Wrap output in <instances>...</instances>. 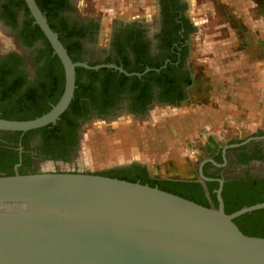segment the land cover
<instances>
[{
  "label": "flooded vegetation",
  "instance_id": "flooded-vegetation-1",
  "mask_svg": "<svg viewBox=\"0 0 264 264\" xmlns=\"http://www.w3.org/2000/svg\"><path fill=\"white\" fill-rule=\"evenodd\" d=\"M77 2L56 0L54 7V19L68 32V43L74 44L72 55L78 54L79 60L88 63H103L109 57L107 63L126 70L124 64L141 74H131L138 77L132 79L124 77L131 75L111 67H107L111 71L92 76L83 71L80 82L91 95L80 97L73 109L65 113L64 121L59 122V116L42 129L0 130V175L44 170L85 171L77 166L76 157L86 122L114 120L123 115L142 119L154 107L193 105L199 108L202 105L199 97L205 78L202 75L197 80L195 65L203 64L194 37L196 26L187 16V0H150L151 7H144L142 12L134 9L136 15L130 18H114L105 32L101 29V17L82 12ZM24 3L21 0H0V28L6 34V41L0 40L2 118L17 115L3 116V105L51 106L58 90L64 87V73L62 76L54 71L53 64L38 70L46 59L45 55L37 59L44 39L35 35L33 21L30 25L26 22L31 15H26ZM105 76L110 80L106 90L102 91L100 81ZM28 91L35 93L34 101ZM194 95L197 98L192 97ZM260 120L245 134L223 138L205 136L200 147L195 149L198 158L192 166L193 176L159 175L150 171L147 163L138 160L91 172L131 179L163 190L167 189L161 185L162 181L197 183L207 205L217 204L216 195L212 198L211 194H215L218 179H222L224 207V199L234 200L238 192L249 189L251 184L253 187L264 186V118ZM199 171L209 178L202 179L207 192L200 182ZM223 191H226L224 196Z\"/></svg>",
  "mask_w": 264,
  "mask_h": 264
},
{
  "label": "water",
  "instance_id": "water-1",
  "mask_svg": "<svg viewBox=\"0 0 264 264\" xmlns=\"http://www.w3.org/2000/svg\"><path fill=\"white\" fill-rule=\"evenodd\" d=\"M58 57L64 87L35 117H0V130L54 123L75 88V69L114 63L72 60L35 0H23ZM147 68L146 70H148ZM202 179H209L199 171ZM217 204L204 205L138 181L91 171L44 170L0 175V264H264V236L244 233L235 218L264 200L225 212L222 179Z\"/></svg>",
  "mask_w": 264,
  "mask_h": 264
},
{
  "label": "rangeland",
  "instance_id": "rangeland-1",
  "mask_svg": "<svg viewBox=\"0 0 264 264\" xmlns=\"http://www.w3.org/2000/svg\"><path fill=\"white\" fill-rule=\"evenodd\" d=\"M187 3V16L195 23L194 37L200 42L206 34L219 32L225 35L222 24L226 21L242 27L241 19L228 14L218 0H187ZM196 3L198 9H192V5ZM77 4L82 12L98 14L101 17L103 32L108 30L114 18H130L136 15L137 10L134 9L142 12L144 7H151L150 0H78ZM212 8H216V13ZM5 35V31L0 28V40L6 41ZM195 68L197 80H200L202 75L204 77L205 69L202 65H195ZM209 73L208 70L205 74L210 79ZM229 74L236 78L229 79L227 85H218L219 91H226L227 94L222 96L225 98L222 101L232 104L238 101L239 105L238 109H233L235 111L225 110V119L222 121L214 120L209 111L193 105L154 107L142 119L123 115L114 120H90L83 125L76 157L77 166L83 170L97 171L109 165L138 160L147 163L149 170L159 175L193 176L192 166L198 158L195 149L200 147L205 136L219 135L223 138L245 134L254 129V123L264 118L263 98H258L251 104L245 102L249 96L246 93L261 92L260 84L264 80L256 78L257 73L237 71ZM210 80L217 85V79ZM255 84H259V87H255ZM238 87L244 93L239 96V100H235L227 91L237 92ZM248 106L256 109L255 112L249 114Z\"/></svg>",
  "mask_w": 264,
  "mask_h": 264
},
{
  "label": "crops",
  "instance_id": "crops-1",
  "mask_svg": "<svg viewBox=\"0 0 264 264\" xmlns=\"http://www.w3.org/2000/svg\"><path fill=\"white\" fill-rule=\"evenodd\" d=\"M218 2L226 8L228 14L241 19L242 27L226 21L222 24L226 31L225 35L219 32L206 34L203 41L196 39V42L198 43V56L205 69L203 71L206 73L209 70L210 79H217L216 85L204 73V87L200 93L199 102L203 104L201 108L204 107L205 111H209L214 120L222 121L225 119V110L228 109L229 112L238 109L239 105L238 101L233 104L222 101L225 100L222 96L226 94V91L224 93L222 89L219 91L218 85H227L229 79L236 78L235 75L229 73L237 71L257 73L255 77L264 80V0H218ZM193 8L198 9L197 3L192 5ZM212 10L216 13V8ZM263 82L260 84V93H246L249 94L245 100L247 104H251L258 98H263L262 101H264ZM258 85L255 84V87H259ZM238 89L237 92L234 90V92L227 91V93L234 96L235 100H239V96L244 91L241 87ZM192 97L197 98L195 95ZM221 102L226 103L220 104ZM255 110L248 106L249 114Z\"/></svg>",
  "mask_w": 264,
  "mask_h": 264
},
{
  "label": "trees",
  "instance_id": "trees-1",
  "mask_svg": "<svg viewBox=\"0 0 264 264\" xmlns=\"http://www.w3.org/2000/svg\"><path fill=\"white\" fill-rule=\"evenodd\" d=\"M23 3L24 1L21 0ZM36 3L38 4L39 8L41 9L42 12H44L49 25L51 26V28L53 30H55L58 33V37L61 40V42L63 43V45L65 46L68 54L71 56L72 60H79V55L78 54H74L72 55V53L74 52V44H70L67 41V36H68V32L65 30V28L63 26H61L55 19H54V12H55V2L56 0H35ZM24 9L26 12V15H29V10L26 6V4L24 3ZM32 17H28L27 21L28 24H31L32 21ZM30 27V26H28ZM32 30H34V33L36 36L42 37L44 39V46L42 48H40L39 52H38V57L37 59L41 58L43 55L46 56L45 59V64L44 66L38 67V70H41V68H46L47 65L49 67L50 64H53V70L58 72L59 74H61L63 76V69H62V65L58 59V57L56 56V54L52 53V48L49 44V42L47 41V39L45 38V36L43 35V33L41 32V30L39 29V27L34 24ZM103 62H110V58H106ZM96 62H93L91 64H94ZM123 67L127 70V71H133V69L129 68L128 66H125L123 64ZM141 69H139L140 71ZM86 71L89 75H94L96 73H100V72H105V71H111V68H107V67H101L98 69H87V68H83V67H76L75 72H76V88L74 89V95L73 98L71 99L68 107L66 108V110L60 115L59 118V122H61L62 120L64 121V115L65 113L69 110V109H73V107L75 106L76 102L78 101V99L82 96H90V92H88L85 87L81 84L80 82V73ZM145 75V74H144ZM141 76V77H144ZM124 77H130L132 79H138L137 76L135 75H131V76H125ZM109 77L105 76L104 79H102V81H100L101 84V90L105 91L108 84H109ZM15 85V84H14ZM62 91V90H61ZM61 91L58 90V93L56 94V96L52 99V102H56L57 99L59 98L58 96L61 94ZM28 96L32 99V101H34L35 99V93L28 91L27 92ZM27 100V99H25ZM50 108V105L46 106V107H40L38 108L37 106L35 107L34 105L28 104V103H22V104H18V103H10V104H5L3 105V109H2V115L3 116H9L11 115L16 117L14 118H9V119H28V118H32L35 116H38L44 112H46L48 109ZM50 125V124H48ZM47 127V125L42 126L40 128L37 129H42ZM30 131V130H29ZM1 167V166H0ZM132 178V177H129ZM125 179V178H124ZM131 180V179H128ZM133 181V180H131ZM162 186L167 189L166 191H170L173 192L175 194L181 195L183 197L185 196H189L190 198H193L192 200H196V202L207 205L206 203V197L203 195L202 191L199 188V185L196 184H188V183H174V182H169V181H162L161 182ZM226 191H223L222 194L224 196V193ZM212 198H214L215 194L212 193L211 194ZM188 198V197H186ZM189 198V199H190ZM225 198V197H223ZM264 200V186L262 187H253V184H251V187L249 189L244 188V191H240L238 192V194L236 195L235 199L232 201H226L224 199V210L225 212H231L233 210H236L237 208L243 206V205H248V204H252L255 202H260ZM235 222L237 223V225L239 226V228L246 234L249 235H257V236H264V207L260 208V209H256L253 210L251 212H246L242 215H239L235 218Z\"/></svg>",
  "mask_w": 264,
  "mask_h": 264
},
{
  "label": "bare ground",
  "instance_id": "bare-ground-1",
  "mask_svg": "<svg viewBox=\"0 0 264 264\" xmlns=\"http://www.w3.org/2000/svg\"><path fill=\"white\" fill-rule=\"evenodd\" d=\"M47 164H48L49 166L51 165V163H50V162H47ZM48 165H47V166H48Z\"/></svg>",
  "mask_w": 264,
  "mask_h": 264
}]
</instances>
